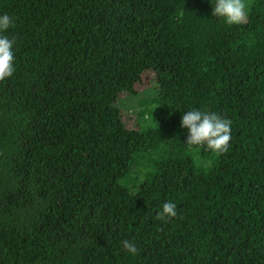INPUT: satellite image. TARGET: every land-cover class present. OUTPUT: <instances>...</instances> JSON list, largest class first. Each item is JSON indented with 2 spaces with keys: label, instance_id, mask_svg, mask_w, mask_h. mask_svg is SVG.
Listing matches in <instances>:
<instances>
[{
  "label": "trees",
  "instance_id": "trees-1",
  "mask_svg": "<svg viewBox=\"0 0 264 264\" xmlns=\"http://www.w3.org/2000/svg\"><path fill=\"white\" fill-rule=\"evenodd\" d=\"M246 3L230 26L216 0H0V264H264V0ZM191 110L231 121L226 153L186 145Z\"/></svg>",
  "mask_w": 264,
  "mask_h": 264
},
{
  "label": "clouds",
  "instance_id": "clouds-1",
  "mask_svg": "<svg viewBox=\"0 0 264 264\" xmlns=\"http://www.w3.org/2000/svg\"><path fill=\"white\" fill-rule=\"evenodd\" d=\"M250 3L246 0H216L212 15L222 18L228 25H242L247 22ZM13 18L8 14L0 15V82L11 77L14 72L13 46L15 39H10L6 33L13 27ZM181 127L188 130L186 145L192 149L205 146L207 150L217 155L229 150L231 140V121L216 113L187 111L183 115ZM177 217V207L171 201L162 205L156 219L164 222ZM123 248L132 255L137 254L136 246L130 241H122Z\"/></svg>",
  "mask_w": 264,
  "mask_h": 264
},
{
  "label": "rangeland",
  "instance_id": "rangeland-1",
  "mask_svg": "<svg viewBox=\"0 0 264 264\" xmlns=\"http://www.w3.org/2000/svg\"><path fill=\"white\" fill-rule=\"evenodd\" d=\"M154 74L152 72H146L142 78L141 81L135 86V90L139 95H144L147 92H144V90L146 89H150L151 86H153V81H154ZM144 92V93H142ZM144 97V96H141ZM146 97L148 98V94H146ZM136 98V97H135ZM120 99L125 100V99H129L130 101H124V103L120 106L121 109V113L123 116V119L126 123L127 128H131V129H136L137 127V113H136V109L134 107V100L131 97H128L127 94L125 93H121L120 94ZM133 102V104H132Z\"/></svg>",
  "mask_w": 264,
  "mask_h": 264
}]
</instances>
